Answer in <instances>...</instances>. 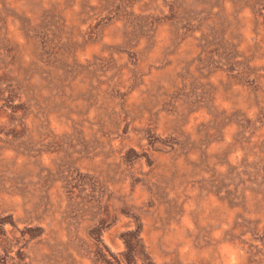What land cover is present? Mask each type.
I'll return each mask as SVG.
<instances>
[{
	"label": "rangeland",
	"instance_id": "obj_1",
	"mask_svg": "<svg viewBox=\"0 0 264 264\" xmlns=\"http://www.w3.org/2000/svg\"><path fill=\"white\" fill-rule=\"evenodd\" d=\"M0 264H264V0H0Z\"/></svg>",
	"mask_w": 264,
	"mask_h": 264
}]
</instances>
